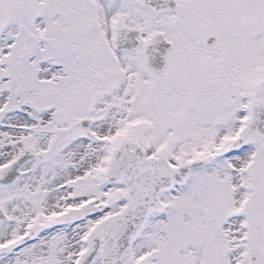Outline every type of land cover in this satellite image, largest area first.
<instances>
[{"label":"snow or ice","instance_id":"1","mask_svg":"<svg viewBox=\"0 0 264 264\" xmlns=\"http://www.w3.org/2000/svg\"><path fill=\"white\" fill-rule=\"evenodd\" d=\"M0 264H264V0H0Z\"/></svg>","mask_w":264,"mask_h":264}]
</instances>
